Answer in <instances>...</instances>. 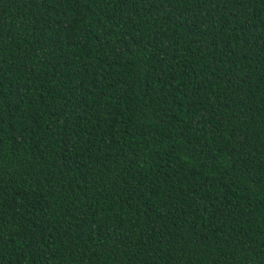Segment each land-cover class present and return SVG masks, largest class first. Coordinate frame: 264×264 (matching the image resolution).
<instances>
[{
	"label": "trees",
	"instance_id": "1",
	"mask_svg": "<svg viewBox=\"0 0 264 264\" xmlns=\"http://www.w3.org/2000/svg\"><path fill=\"white\" fill-rule=\"evenodd\" d=\"M0 264H264V0H0Z\"/></svg>",
	"mask_w": 264,
	"mask_h": 264
}]
</instances>
